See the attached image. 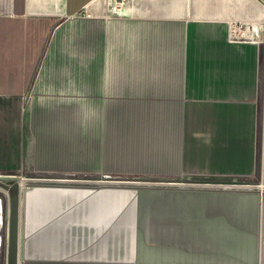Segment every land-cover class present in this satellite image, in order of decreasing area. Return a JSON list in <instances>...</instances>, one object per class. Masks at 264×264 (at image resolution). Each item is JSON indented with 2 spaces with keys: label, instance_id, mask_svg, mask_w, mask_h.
<instances>
[{
  "label": "crops",
  "instance_id": "crops-1",
  "mask_svg": "<svg viewBox=\"0 0 264 264\" xmlns=\"http://www.w3.org/2000/svg\"><path fill=\"white\" fill-rule=\"evenodd\" d=\"M263 31L264 0H0L22 264H264Z\"/></svg>",
  "mask_w": 264,
  "mask_h": 264
},
{
  "label": "water",
  "instance_id": "water-1",
  "mask_svg": "<svg viewBox=\"0 0 264 264\" xmlns=\"http://www.w3.org/2000/svg\"><path fill=\"white\" fill-rule=\"evenodd\" d=\"M39 177L52 178V173H39ZM74 176V175H70ZM86 177H95L93 174H86ZM29 184V183H28ZM27 184V185H28ZM26 185V186H27ZM0 187L8 192L9 213H8V243L7 263L19 264V227H20V182L15 175L0 177ZM22 240V239H21Z\"/></svg>",
  "mask_w": 264,
  "mask_h": 264
},
{
  "label": "rangeland",
  "instance_id": "rangeland-1",
  "mask_svg": "<svg viewBox=\"0 0 264 264\" xmlns=\"http://www.w3.org/2000/svg\"><path fill=\"white\" fill-rule=\"evenodd\" d=\"M263 37L262 40L264 42V31H263ZM0 177H6L0 174ZM16 178H25L28 180V183L37 181V176H26L17 174L15 175ZM45 178V177H41ZM104 180H120V178H106V177H86V184H92V185H100L105 184L98 181ZM185 182L191 183V182H197V181H203L206 179V177H192V178H184ZM213 181L221 182L223 181L221 178H211ZM219 179V180H218ZM231 181L230 183H235L233 180H227ZM25 189V188H24ZM23 195V194H22ZM8 213H9V196L8 192L4 189L0 188V264H6L7 263V243H8ZM22 214H23V206H22ZM21 223H22V217H21ZM21 231H22V224H21ZM22 234V232H21ZM22 239V238H21ZM22 242V240H21ZM21 264H22V258H21Z\"/></svg>",
  "mask_w": 264,
  "mask_h": 264
},
{
  "label": "built area",
  "instance_id": "built-area-1",
  "mask_svg": "<svg viewBox=\"0 0 264 264\" xmlns=\"http://www.w3.org/2000/svg\"><path fill=\"white\" fill-rule=\"evenodd\" d=\"M124 1V0H121ZM250 26L236 22L229 25L228 40L230 42H243L251 39Z\"/></svg>",
  "mask_w": 264,
  "mask_h": 264
},
{
  "label": "bare ground",
  "instance_id": "bare-ground-1",
  "mask_svg": "<svg viewBox=\"0 0 264 264\" xmlns=\"http://www.w3.org/2000/svg\"><path fill=\"white\" fill-rule=\"evenodd\" d=\"M19 182H20V180H19ZM27 184V181L26 180H23L22 179V182H20V227H19V237H20V247H19V264H21V256H20V248H21V238H22V234H21V217H22V186L24 185H26ZM1 188V187H0ZM6 191V190H5Z\"/></svg>",
  "mask_w": 264,
  "mask_h": 264
}]
</instances>
